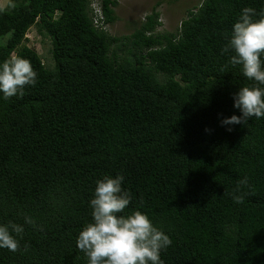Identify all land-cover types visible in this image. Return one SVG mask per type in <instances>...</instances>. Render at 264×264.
Listing matches in <instances>:
<instances>
[{
    "label": "trees",
    "instance_id": "obj_1",
    "mask_svg": "<svg viewBox=\"0 0 264 264\" xmlns=\"http://www.w3.org/2000/svg\"><path fill=\"white\" fill-rule=\"evenodd\" d=\"M116 5L101 0L105 22ZM158 5L123 37L93 26L88 0L0 5V64L24 58L37 73L23 97L0 93V224L24 228L0 264H88L76 239L96 181L117 175L132 196L123 214L170 237L164 264H264V118L221 125L252 84L222 53L226 37L264 0H201L174 32L158 30ZM31 27L52 65L25 44Z\"/></svg>",
    "mask_w": 264,
    "mask_h": 264
},
{
    "label": "clouds",
    "instance_id": "obj_2",
    "mask_svg": "<svg viewBox=\"0 0 264 264\" xmlns=\"http://www.w3.org/2000/svg\"><path fill=\"white\" fill-rule=\"evenodd\" d=\"M97 2L101 7V1ZM226 40L222 53H233L229 63L239 65L243 76L252 84L240 87L233 96L234 107L241 115L225 118L221 125L245 126L253 117L264 118V11L257 13L251 7L244 8ZM36 83L37 73L27 59L17 57L0 64V93L4 99L23 97L25 89ZM123 181L122 175L104 176L96 181L89 201L92 219L79 232L76 247L85 254L88 264H164L160 254L172 241L141 211L123 214L132 201L131 193L122 186ZM239 184L246 185L247 178ZM244 198L233 195L237 204L243 203ZM25 223L34 225L35 221L26 216ZM23 233V226L17 223L0 224V249L19 251Z\"/></svg>",
    "mask_w": 264,
    "mask_h": 264
},
{
    "label": "rangeland",
    "instance_id": "obj_3",
    "mask_svg": "<svg viewBox=\"0 0 264 264\" xmlns=\"http://www.w3.org/2000/svg\"><path fill=\"white\" fill-rule=\"evenodd\" d=\"M10 1L0 0V5L7 8ZM200 2L201 0H117V5L114 7L116 20L107 25V32L117 37L130 35L157 3H159L156 7L159 12L158 20L161 23L158 30L174 32L179 27L180 21L186 17L188 9H192ZM26 37L25 44L39 53L45 65H52L49 38L40 35L35 27L27 31ZM111 50H116L115 44L111 46ZM117 52L120 56L124 55L121 50Z\"/></svg>",
    "mask_w": 264,
    "mask_h": 264
},
{
    "label": "built area",
    "instance_id": "obj_4",
    "mask_svg": "<svg viewBox=\"0 0 264 264\" xmlns=\"http://www.w3.org/2000/svg\"><path fill=\"white\" fill-rule=\"evenodd\" d=\"M92 24L95 28L107 30L102 9L97 0H90Z\"/></svg>",
    "mask_w": 264,
    "mask_h": 264
}]
</instances>
